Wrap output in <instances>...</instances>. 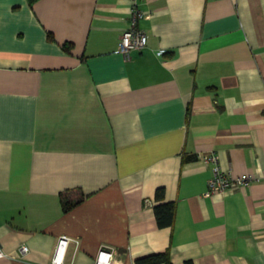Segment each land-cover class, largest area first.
Wrapping results in <instances>:
<instances>
[{
    "label": "crops",
    "instance_id": "obj_1",
    "mask_svg": "<svg viewBox=\"0 0 264 264\" xmlns=\"http://www.w3.org/2000/svg\"><path fill=\"white\" fill-rule=\"evenodd\" d=\"M210 152L259 179L205 195ZM62 234L74 264H264V0H0V264H50Z\"/></svg>",
    "mask_w": 264,
    "mask_h": 264
},
{
    "label": "built area",
    "instance_id": "obj_2",
    "mask_svg": "<svg viewBox=\"0 0 264 264\" xmlns=\"http://www.w3.org/2000/svg\"><path fill=\"white\" fill-rule=\"evenodd\" d=\"M146 16V12L141 9L137 2L131 7L130 26L126 28L118 42V49L121 53L129 56L134 50L143 49L148 42L147 33L139 27V21ZM164 49L158 51L162 54ZM201 158L212 164V175L208 179V188L205 195H212L215 193H224L233 186H244L246 183L258 180L259 176L252 172H243L242 174L234 175L229 171L223 170L220 165L219 155L216 152H210L201 155ZM75 243L74 252L68 257L69 245ZM79 239L67 234H62L58 237L51 263L50 264H74V253L79 245ZM23 254L29 250V246L24 244L20 248ZM16 257L14 254L6 252L0 245V257ZM114 253L112 250L101 247L96 255L94 264H115L113 263Z\"/></svg>",
    "mask_w": 264,
    "mask_h": 264
},
{
    "label": "trees",
    "instance_id": "obj_3",
    "mask_svg": "<svg viewBox=\"0 0 264 264\" xmlns=\"http://www.w3.org/2000/svg\"><path fill=\"white\" fill-rule=\"evenodd\" d=\"M33 1V0H30ZM195 156H185V160ZM165 188L159 186L155 192L156 203L154 204V212L157 222L160 226L171 225L175 218V201L165 199ZM60 198L64 210L71 209L74 205L84 198V193L78 187L67 188L60 192ZM166 262L170 264L166 252H156L136 259L137 264H157ZM183 264H194L191 259L185 260Z\"/></svg>",
    "mask_w": 264,
    "mask_h": 264
}]
</instances>
